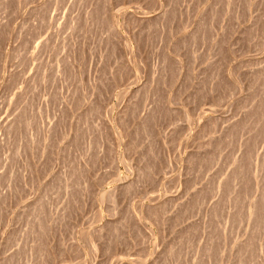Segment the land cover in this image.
Returning a JSON list of instances; mask_svg holds the SVG:
<instances>
[{
  "label": "rangeland",
  "instance_id": "374dc122",
  "mask_svg": "<svg viewBox=\"0 0 264 264\" xmlns=\"http://www.w3.org/2000/svg\"><path fill=\"white\" fill-rule=\"evenodd\" d=\"M0 264H264V0H0Z\"/></svg>",
  "mask_w": 264,
  "mask_h": 264
}]
</instances>
